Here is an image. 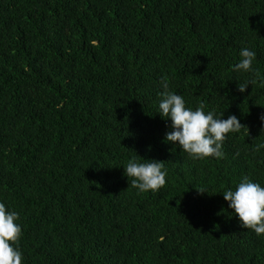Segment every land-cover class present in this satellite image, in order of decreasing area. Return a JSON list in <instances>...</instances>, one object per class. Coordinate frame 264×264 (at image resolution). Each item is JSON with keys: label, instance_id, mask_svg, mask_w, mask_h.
Instances as JSON below:
<instances>
[{"label": "trees", "instance_id": "16d2710c", "mask_svg": "<svg viewBox=\"0 0 264 264\" xmlns=\"http://www.w3.org/2000/svg\"><path fill=\"white\" fill-rule=\"evenodd\" d=\"M244 48L254 71L234 70ZM162 81L246 127L222 159L166 142ZM262 115L264 0H0V203L22 264H264L223 197L264 187ZM131 159L164 162L165 185L132 188Z\"/></svg>", "mask_w": 264, "mask_h": 264}, {"label": "clouds", "instance_id": "9594fccd", "mask_svg": "<svg viewBox=\"0 0 264 264\" xmlns=\"http://www.w3.org/2000/svg\"><path fill=\"white\" fill-rule=\"evenodd\" d=\"M255 56V52L247 48L242 49L241 60L234 66V70L254 71L252 62ZM255 75L259 76L258 71ZM250 83L255 81L238 84V91L244 93ZM162 88L159 114L162 119L171 121V131L166 133V142L178 144L179 148L193 159H222V146L227 135L246 128L235 115L223 119L214 118V111L206 114L203 104L194 111L186 108L183 97L168 90L167 81H162ZM260 119L264 122V115ZM144 161L138 163L135 159L129 160L124 168L125 175L128 180L131 179L132 188L141 193H156L166 183L164 162ZM223 197L239 218L242 228L254 231L257 236L264 235V187L245 176L234 191H225ZM18 219L17 212H9L5 205L0 203V264H22V254L18 250L22 230L16 223Z\"/></svg>", "mask_w": 264, "mask_h": 264}]
</instances>
